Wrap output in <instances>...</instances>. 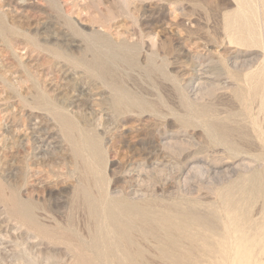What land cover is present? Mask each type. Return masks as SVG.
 Returning <instances> with one entry per match:
<instances>
[{
    "label": "rangeland",
    "instance_id": "1",
    "mask_svg": "<svg viewBox=\"0 0 264 264\" xmlns=\"http://www.w3.org/2000/svg\"><path fill=\"white\" fill-rule=\"evenodd\" d=\"M242 1L0 0L3 191L17 186L41 223L88 240L75 191L90 152L77 155L74 139L93 137L108 181L94 193L195 209L227 248L219 264H264V0ZM107 58L109 71H98ZM117 92L136 103L121 107ZM245 196L228 211L229 198ZM17 226L0 200V260L74 261L66 240L35 243Z\"/></svg>",
    "mask_w": 264,
    "mask_h": 264
},
{
    "label": "bare ground",
    "instance_id": "2",
    "mask_svg": "<svg viewBox=\"0 0 264 264\" xmlns=\"http://www.w3.org/2000/svg\"><path fill=\"white\" fill-rule=\"evenodd\" d=\"M248 1H250V0H248ZM248 1L247 2L245 1V2L249 3ZM246 5H248V4H246ZM246 5L244 4L243 6H246ZM241 14H243V16H244V13H240V15ZM245 14H247V13L245 12ZM246 17H248V16L245 15V20H246ZM243 20L244 19H242L241 21H243ZM245 24L246 23H244L243 26L246 28L247 25H245ZM254 26H255V24H254ZM245 28H243V29H245ZM246 29H248V28H246ZM253 31H251V32H253ZM256 32L257 31H255V33ZM248 34H251V37H253L252 33H248ZM248 34L247 35L245 34L246 37L249 36ZM245 35H244V37H245ZM118 46H116V47L114 46V47L117 48ZM129 48H130V46H129ZM120 49H121V47H120ZM131 49L132 48H130V50ZM106 51H108V50H106ZM123 53H124V51H123ZM124 58L125 59H122V60L129 63V64L131 62H134V60H135V58H131L129 56H125ZM115 60H117V59H115ZM110 62L108 61V58H107V60L106 59L102 60L98 64H96L95 68H97L98 71H100V72L107 73L109 71V69L111 68ZM120 62H121V59H120ZM118 63H119V61H118ZM87 67H89V66L87 65ZM257 74H259V73H257ZM112 76H113V74H112ZM261 76H264V75L261 74ZM258 79H260V75H259V78H257V80ZM263 81H264V79H263ZM255 84H256V82H255ZM261 87L262 86H260V88ZM260 88L256 89V87H255V89L252 93L257 94V90H259ZM123 93L117 92V97H116V101H117V103H120L122 105L121 107H124L123 104H135L136 103L135 99L133 97H132L133 98L132 99L130 96L123 94ZM261 95H262V92H261ZM263 96H264V94H263ZM61 121L64 124H66V122L68 121L66 119V116H64L63 114L61 116ZM72 124H73V122H72ZM68 132L70 133L71 131H67V134H69ZM72 132L70 133L71 135L73 134ZM76 138H77V136H76ZM76 138L75 139L73 138L75 143H76L75 145H77L76 154L79 156H82L83 150H86V149L88 150V152H90L87 155V156H89L88 157L89 160L85 162L86 165H83L84 166V169H83L84 175L82 176L83 178L81 180L80 185L78 186V188L75 191V196H76L77 200L80 199L82 201V203L86 207L87 212L90 215L89 220H91V223H90L91 224V227H90L91 232L88 236L89 239L86 241L79 239L80 241L78 240L76 242L73 240V237H71V233L64 232V230L59 231V230H57V228L55 229L53 227L50 228V226L47 224H46L47 226L44 225L43 222L41 223V221H40L41 218H39V216H38V214H39L38 209H37L38 207H36L35 204H33L31 201H27L26 199L23 200L20 197L21 195H19V188L17 186L16 187L13 186V188H11L10 191L8 190V193H5V191H3V189H2V187H0V200L4 204V206L6 207L7 215H8L10 220L15 221L18 224L15 231L19 230L18 227H20L21 228L20 230H22V232L24 234H28V235L34 234L35 239L33 240V242H35V243L43 242V241H41V239L43 240L44 238L45 239L48 238L49 240H51L50 242H52V240H55V241L60 240V242H61V239H64V241L66 240L65 242L67 243L66 244L68 247L67 249H69V251L71 250V253H72V251L74 252L73 253L74 261L71 262L70 264H219V262H221L220 259H222V258L220 257L219 254L221 253L220 249L224 245H223V243H217V241H214L215 237H211V236H213V235H210V234H213V231H212L213 225H212V222L210 221V219L207 218L208 216L204 217L201 214L194 211L195 209L193 210L189 207H180L177 204L176 205L178 207H176L174 205L173 206L167 205V206L163 207L162 210H160V211L159 210H150V209H147L148 208L147 206L146 207L139 206L137 204V202L129 201L126 198L124 199V198L113 197V196L109 195V193L105 189H103L100 194L94 193V191H95L93 188L94 185H98V186L104 185L105 186L106 182H108V181H105L106 175H104L103 169H102L103 163L105 161V158H104L105 152L103 151V148L101 146L100 141L97 140L96 138L93 139V137H91V138L86 137L83 139V141H81V139L79 140V138H77V139ZM70 142H72V141L70 140ZM84 146H85V148H84ZM82 160H83V158H82ZM81 163H80V165H81ZM262 177L264 178L263 175H262ZM256 187H257V185H256ZM240 189H242V188H240ZM255 190H257V189H255ZM258 191H259V193H261V192L264 193V189L263 190L258 189ZM95 192H97V191H95ZM228 194H229V192H228ZM230 195L232 196L233 194H229V196ZM75 196H74V198H75ZM228 197L226 199H228ZM247 198H249V197H246V196H245V198L241 197L238 200L236 198H234V199L229 198L228 199V206H227L228 211L229 212L233 211L234 213L240 212L241 206L239 205V203H241L243 200H247ZM240 200H242V201L240 202ZM238 209H239V211H234V210H238ZM173 210H175V211H173ZM244 211H243L244 213H242L241 215H243L246 219V217H247V216H245L246 210H244ZM237 217H238V215H237ZM238 218H240V217H238ZM238 218H236V220ZM241 218H243V217H241ZM236 220H235V222H236ZM237 222H238V220H237ZM237 222H236V224L238 225L239 223H237ZM14 225H15V223H14ZM9 226H10V224H9ZM198 227H200V228H198ZM240 228H239V230H240ZM260 229H261V227H260ZM215 231H217V230H215ZM239 232H241V231H239ZM239 236H240V234H239ZM244 238H246V237H244ZM3 239H4V237H3ZM8 239H6V240H8ZM10 239H11V237H10ZM10 239H9V241L12 242L13 241L12 239H14V238H12L11 240ZM249 239H250V237H249ZM254 240H256V239H254ZM223 241H225V239ZM15 243H17V242H15ZM55 244H57V243H55ZM238 244H239V242H238ZM250 245H251V243L249 244V246ZM237 246H240V244ZM257 247H258V244H257ZM240 248H242V247L240 246ZM226 249L227 248L225 247V251H226ZM149 250L153 251L155 253L156 257L155 256L153 257L152 255H151V257H149L148 256L149 254L147 253V251H149ZM247 250H244V254L245 253L248 254L250 251H252V249L250 250V247H249L250 251L248 252ZM24 252H25V250H24ZM226 253H228V252H226ZM222 254H223V251H222ZM235 256H236V254H235ZM226 257H227V255H226ZM27 258L29 259V257H27ZM27 258L26 257L20 258L16 261L14 260V262H11V261L8 262V261H5L4 259H2V260H0V264H41L43 262L45 263V261L46 262H53L56 260L54 255H52V254L45 257V258L39 256V258L37 259V257H33L35 261L32 259H31L32 261H29L30 259L28 260ZM232 258H233V256H232ZM243 258H244V256H243ZM245 258H247V257H245ZM223 259H226V258H223ZM225 261H227V260H225ZM240 261L242 262V259ZM243 261H244V259H243ZM247 263L248 262L246 261V264ZM232 264H234V263H232ZM243 264H245V263H243Z\"/></svg>",
    "mask_w": 264,
    "mask_h": 264
}]
</instances>
